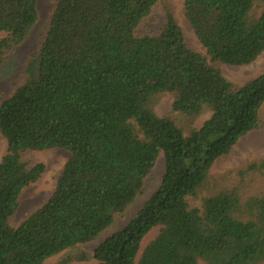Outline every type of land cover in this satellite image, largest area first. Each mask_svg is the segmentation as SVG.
<instances>
[{"label":"trees","instance_id":"obj_1","mask_svg":"<svg viewBox=\"0 0 264 264\" xmlns=\"http://www.w3.org/2000/svg\"><path fill=\"white\" fill-rule=\"evenodd\" d=\"M160 2L56 0L23 83L0 104V264H46L95 240L144 192L160 155L158 187L124 227L78 259L264 264V159L211 174L261 125L264 72L237 85L219 65H249L264 52V0H184L202 53L189 48L167 8L156 34L136 35ZM37 17V0H0V70ZM162 94L172 95L183 126L155 114ZM204 107L210 115L196 127ZM53 148L70 156L52 195L12 226L20 193L45 171L21 154Z\"/></svg>","mask_w":264,"mask_h":264},{"label":"rangeland","instance_id":"obj_2","mask_svg":"<svg viewBox=\"0 0 264 264\" xmlns=\"http://www.w3.org/2000/svg\"><path fill=\"white\" fill-rule=\"evenodd\" d=\"M184 0H161L157 5L151 19L143 20L136 29V35H154L164 24V8H167L180 26L185 41L193 51L202 53L200 43L198 42L190 24L188 23L183 9ZM56 0H37V21L30 29L26 39L10 51L0 70V104L9 97L14 90L23 83V69L32 52L38 50L43 38V34L48 24V19L54 9ZM3 34L0 33V37ZM222 75L229 81L240 85L252 80L264 72V52L251 64L243 66L219 65ZM173 97L170 94H162L154 102L153 110L157 116L169 115L173 117L177 124L183 126L184 116L171 112ZM210 115V110L204 107L200 116L195 121V126L201 124ZM261 125L239 138L230 152L218 158L212 169L211 174L219 176L223 173L241 167L248 162L264 159V104L261 108ZM6 150V141L0 133V159ZM22 158L30 164L42 163L45 171L42 176L33 184L27 186L19 195L18 206L9 220L12 226H18L33 211L44 204L52 195L56 179L61 169L67 162L70 153L61 148H53L43 151L26 150L21 154ZM164 170L163 157L160 155L145 179V190L139 195L133 203L120 215L116 216L113 225L104 230L95 240L80 244L66 249L45 260L46 264H88L90 261L79 260V255L85 253L87 257L93 253L100 242L111 235L116 230L121 229L131 220L137 210L145 200L158 187ZM158 228L151 229L143 238L140 244L138 260L144 246L154 238Z\"/></svg>","mask_w":264,"mask_h":264}]
</instances>
